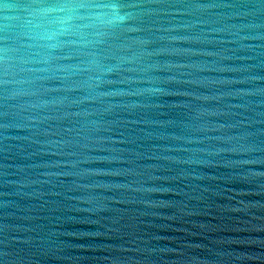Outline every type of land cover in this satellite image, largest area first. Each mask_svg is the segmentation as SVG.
Here are the masks:
<instances>
[{"label":"water","instance_id":"1","mask_svg":"<svg viewBox=\"0 0 264 264\" xmlns=\"http://www.w3.org/2000/svg\"><path fill=\"white\" fill-rule=\"evenodd\" d=\"M0 264H264V0H0Z\"/></svg>","mask_w":264,"mask_h":264}]
</instances>
